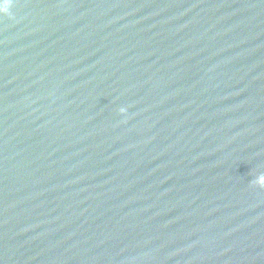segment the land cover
<instances>
[{"label":"water","instance_id":"water-1","mask_svg":"<svg viewBox=\"0 0 264 264\" xmlns=\"http://www.w3.org/2000/svg\"><path fill=\"white\" fill-rule=\"evenodd\" d=\"M264 0H0V264H264Z\"/></svg>","mask_w":264,"mask_h":264},{"label":"clouds","instance_id":"clouds-1","mask_svg":"<svg viewBox=\"0 0 264 264\" xmlns=\"http://www.w3.org/2000/svg\"><path fill=\"white\" fill-rule=\"evenodd\" d=\"M257 182L260 184H264V176H260L257 178Z\"/></svg>","mask_w":264,"mask_h":264}]
</instances>
